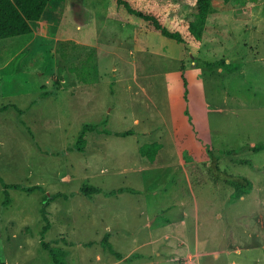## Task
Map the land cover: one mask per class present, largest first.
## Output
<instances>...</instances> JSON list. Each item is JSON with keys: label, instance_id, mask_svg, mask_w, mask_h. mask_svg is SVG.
Masks as SVG:
<instances>
[{"label": "rangeland", "instance_id": "374dc122", "mask_svg": "<svg viewBox=\"0 0 264 264\" xmlns=\"http://www.w3.org/2000/svg\"><path fill=\"white\" fill-rule=\"evenodd\" d=\"M136 1L172 21L195 17L196 0ZM115 8L50 0L33 32L0 38V177L34 187L0 181V264H56L50 247L67 251V264H112L108 232L115 250H130L150 238L147 212L164 209L165 222L184 213L182 201L193 205L187 229L200 228L201 251L222 252L201 264H264V149L225 152L264 142V0H213L199 43L123 22ZM220 58L239 68H211ZM156 140L152 162L140 148ZM214 160L252 190L232 198L233 186L211 175ZM87 184L103 192L87 196ZM121 186L150 194L137 205L106 193ZM111 220L127 234L110 232Z\"/></svg>", "mask_w": 264, "mask_h": 264}, {"label": "trees", "instance_id": "16d2710c", "mask_svg": "<svg viewBox=\"0 0 264 264\" xmlns=\"http://www.w3.org/2000/svg\"><path fill=\"white\" fill-rule=\"evenodd\" d=\"M49 2L50 0H0V38H8L33 32V23L39 21L42 18L46 8L49 5ZM113 2L116 7L114 10V17L116 19L127 23L138 21L149 31L159 33L183 43H199L202 40L206 28V22L213 4V0H196L194 18H185L181 21H172L166 16L165 12L159 10L158 8L141 5L136 0H113ZM209 65L211 68H217L221 66L225 67L229 72L239 68L238 62H234L226 58H220L213 63H209ZM184 80L185 84L188 85L187 78ZM188 92L189 89L186 87V96ZM90 129L100 130L99 127L95 125L90 126L89 124H86L85 131ZM102 131H107L110 133L109 130ZM117 133L128 135L132 134L133 131L127 130ZM86 143L87 140L84 137V134H82L79 137L78 148L82 150V148L86 146ZM162 146V143L156 140L142 145L140 151L143 156H146L150 161L153 162L156 160V157ZM246 147L254 150H261L264 149V142H259L254 145L242 146L239 148L226 149L225 152L228 154H234ZM210 168L211 175L214 179H223L225 182L233 186L234 190L231 193L232 198H241L253 188V182L249 177L244 175H234L228 173L225 170H221L220 166L217 165L215 160L213 161ZM0 181L3 183L6 189L10 187H23L18 183H7L1 177ZM23 188L28 191L34 189L33 186ZM81 191L87 196L91 197L94 193L103 192V189L98 186L87 184L81 188ZM125 191L142 192V190L132 186H121L105 192L109 195H112ZM9 200L10 197L7 194L6 202L8 203ZM45 231L46 227L44 228V232ZM109 234L110 233L108 232L103 237V245L109 247L112 253L118 258H124L125 255L123 253L114 249V246L110 241ZM44 246L49 247L46 242H44ZM50 251L56 264H67L65 260L67 251L56 247H50ZM139 257H142V254L140 252H134L125 257V261L131 262Z\"/></svg>", "mask_w": 264, "mask_h": 264}, {"label": "crops", "instance_id": "0c3cea01", "mask_svg": "<svg viewBox=\"0 0 264 264\" xmlns=\"http://www.w3.org/2000/svg\"><path fill=\"white\" fill-rule=\"evenodd\" d=\"M159 154H160V151L156 157V160L153 162H157ZM188 179L190 181V186L192 187V191H194L193 189L194 186L191 181L192 179L190 177ZM132 187H135V186H132ZM135 188H138L144 191L145 193L143 194L142 192L125 191V192H121L115 195L120 196V197L129 196L131 198V201L134 200L132 201V203L139 205L140 199H138L137 196H139L140 194H143L145 198V196L147 197L148 194H150V192H148L150 190H147L142 187H135ZM155 192H158V190H154L153 193L151 194H155ZM181 204H183L184 206L183 207L184 213L180 212L181 214H176L174 217L167 216L165 222H158L160 214L165 211L164 209L159 210V212H157L155 215H154V212H150V213L145 212L147 214L146 227L150 231V238L148 240H143L139 242L138 244L135 243V247L130 250L119 251V252L123 253L125 257H127L128 255L134 252H137L138 249H143L142 251H140V253L142 254V259H144L143 264H164V263L171 264L174 262L173 260L174 253L177 248L178 241L181 239L186 243V246H188L190 249L193 248L197 252L198 251L200 252L199 253L201 257L200 264H201V261H203V259L206 256L215 255L216 257H220L222 252L220 249H217V248L209 250V251H201L202 250L200 249L201 243L199 241L200 228H198L197 226L196 231L194 232H189L187 229L188 217L190 215H193V205L189 204V202H184V201H182ZM169 209L172 210L173 208L169 207ZM141 213H144V210ZM196 213L198 214V206L196 207ZM222 215L223 214L220 211L216 214L217 217H221ZM113 221L111 220V224L108 225V229H110V232H112L114 230L113 228H115L114 227L115 222ZM119 221L122 222V220H119ZM157 224H159V227L164 228V231L159 232L158 234H153L152 230L154 226H156ZM116 228H115L117 230L116 234L118 235H121V234L124 235L123 233L127 234L126 232L129 229L128 227H126L125 223L118 224ZM110 237H112V234ZM113 256L115 257L114 254ZM125 257L118 258L117 260L110 258V262L112 264H122V262H126ZM132 263L133 262H130V263L126 262V264H132Z\"/></svg>", "mask_w": 264, "mask_h": 264}, {"label": "built area", "instance_id": "2783aa9c", "mask_svg": "<svg viewBox=\"0 0 264 264\" xmlns=\"http://www.w3.org/2000/svg\"><path fill=\"white\" fill-rule=\"evenodd\" d=\"M184 242L180 240L175 253L174 260H180L185 264H200V258L197 254H193L190 249L183 248Z\"/></svg>", "mask_w": 264, "mask_h": 264}]
</instances>
